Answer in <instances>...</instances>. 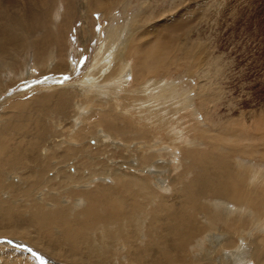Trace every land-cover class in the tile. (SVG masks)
<instances>
[{
    "label": "bare ground",
    "instance_id": "1",
    "mask_svg": "<svg viewBox=\"0 0 264 264\" xmlns=\"http://www.w3.org/2000/svg\"><path fill=\"white\" fill-rule=\"evenodd\" d=\"M116 7L0 0V99L45 78L30 99L0 104V264H235L238 236L264 264V135L220 124L205 144L234 161L198 163L202 115L171 79L182 46L167 34L145 41L131 0L125 20ZM95 15L108 26L95 31ZM74 30L86 56L99 42L82 73ZM169 158L195 176L157 179Z\"/></svg>",
    "mask_w": 264,
    "mask_h": 264
},
{
    "label": "rangeland",
    "instance_id": "2",
    "mask_svg": "<svg viewBox=\"0 0 264 264\" xmlns=\"http://www.w3.org/2000/svg\"><path fill=\"white\" fill-rule=\"evenodd\" d=\"M76 1L83 4L86 0ZM104 1L114 2L117 11L113 14L116 15L119 12L122 16L124 6L130 0ZM131 6L137 12L134 22L135 29L138 28L137 31L142 34L145 41H152L156 37L164 39L166 36L165 38H172L182 46L183 51L177 53L174 58L180 68L179 70L176 68L172 70L173 78L171 79L177 78L179 81L175 80L181 88L192 92L194 109L200 110L197 112L200 114L199 116L202 115L197 119L204 122L200 127L202 145L194 150L203 154L202 157H198V163L206 160L216 161L219 159L216 157L220 154V156L228 155L234 161V157L230 155L224 145L215 147V144L213 146L205 144L208 137L220 134L218 129L220 124H228L232 121L245 123L251 129L254 127L253 134L261 140L260 135H264V128L260 127L264 124V0H131ZM122 17L125 20L124 16ZM94 18H96L95 31L107 27L110 23V18L106 21L102 20L103 18L101 19L99 15H95ZM80 24L78 21L75 28H79ZM71 37L72 43L77 49L79 48L77 51L83 54L81 59L79 56L76 60L78 61V73H82L89 57L91 58V55L95 54L99 42L94 40L92 43H88L90 56L88 54L86 56L84 46H82L83 48L76 46L75 30L71 32ZM205 63L208 64V68H205L203 75L207 77H203L202 71H197L200 65V68L203 69ZM68 79V76L65 77V81ZM34 84L37 87L29 91L25 98H9L8 95L20 92L18 88H14L13 91L12 89L9 90L10 94H6L9 91L3 92L0 104L2 101V103H7L30 99L39 91L44 90L45 78L43 76L37 77ZM203 105L205 106L203 107ZM211 121L217 122L214 127L215 130ZM217 130L219 131L217 132ZM189 135L193 136L194 131ZM258 144L259 142L255 145ZM162 160L165 159L162 158ZM166 160L164 164L160 163L163 168L155 171L157 179L160 177L165 181L171 176L176 179L179 176L178 172L185 179L195 176V170L191 168L188 170L190 164L187 167L184 160H181L183 164L180 161L177 163L173 158ZM177 165L179 166L177 167ZM215 233L214 236L221 235L220 243H224L226 235ZM234 245L236 249H234L235 255L233 257L235 259L231 257L230 261L239 264L238 261L244 258L249 261L246 264H253L249 258L250 255H248L252 253V249L247 246L248 243L242 239V236L236 237ZM216 249H219V246H216Z\"/></svg>",
    "mask_w": 264,
    "mask_h": 264
}]
</instances>
